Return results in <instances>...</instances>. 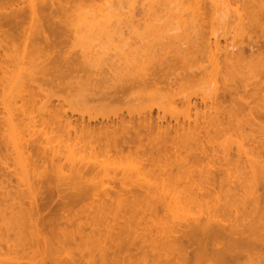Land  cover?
<instances>
[{
  "label": "bare ground",
  "instance_id": "obj_1",
  "mask_svg": "<svg viewBox=\"0 0 264 264\" xmlns=\"http://www.w3.org/2000/svg\"><path fill=\"white\" fill-rule=\"evenodd\" d=\"M163 1L29 0L25 6L24 0H0V72L12 73L9 71L10 66L12 68L9 54L16 49V31L25 22L33 23L29 26L34 28V38L38 41L41 39L43 43L32 49L37 52L33 54L38 59L30 57H35L39 62L37 68L34 66L35 71L31 68L29 79L25 77V98L20 106H14L15 111H8L9 115L5 111L6 115L0 116V119H5L4 123L9 121L18 129L25 127L29 130L25 126L29 123L26 120L32 122L31 132L29 130L27 135H19L17 140L14 136L17 143H10L16 146L26 167H30L25 172L30 171L35 181L30 184L27 194L20 193L17 199L11 197V202L6 206L0 203V224L9 209V219L13 220L20 231L19 236L26 241L27 247L21 248L18 254L32 251L49 255L40 264H233L243 253L252 252L255 264H262L263 257L256 254L255 249L264 243V204L262 194L257 193L259 188L255 180L264 177V0H196L197 9L193 13L187 11L195 22L193 26L188 28L185 18H180L179 15L185 11L180 14L176 12L175 15L180 18L179 31L184 45L180 42L171 43L173 35L163 33L158 39H163L160 47L158 41V45L154 43L157 38L153 41L155 48L151 51L155 56L146 59V64L144 61L150 55L147 53L149 48L154 47L153 43H150L152 47H147L148 43L145 47L130 45L127 50L128 66L132 70L126 77L117 70L112 72L114 79L109 78L113 81L111 86L109 84L112 81L106 83V78L110 77L107 74L106 78L103 77L106 80L103 82L109 86L107 88L104 85V89L98 88L101 85L96 80L100 78L96 77L99 73L97 75L91 67L99 85L87 79L85 86L88 88H85L86 92L83 91V96L80 93L82 98L79 100L86 109L99 107L105 111L115 106L118 109L116 114L113 112V116L106 113L85 118L79 113L74 117L73 114H67L62 103L51 104V100L47 101L56 92L53 88H46L48 82H54L55 87H65L66 76L76 74L89 59L84 62V56L81 55L82 59L76 53L68 55L60 47L69 34L84 27L81 26L83 22L80 25L75 23L74 27L67 25L72 21V16L77 14L76 11L83 9L84 17L90 15V18L97 19H92L98 22L95 21V25L86 19L92 24H86V30L89 27L99 31L97 34L102 31L105 35L117 34L118 23L114 26L109 24L111 19L109 23L105 19L108 13L98 17L101 12L96 14L97 8L100 11L111 9V16L113 13H126L131 23L125 31L128 35L139 36L153 24L160 26L156 22L165 17V10L163 7V15L155 6ZM231 2L242 3L247 8L250 25L241 28L242 39L238 45L231 43L221 46L216 33L218 27L216 31L208 30L210 33H206L205 27L208 26L207 19L220 4ZM105 11L108 12L107 9ZM79 13L76 18L80 20L83 17ZM173 14L170 13L171 16ZM125 31L121 29L119 37ZM91 52L87 54L92 56ZM40 53L42 55H38ZM94 55L98 56L97 52ZM24 56L23 59L29 57ZM41 57L44 59L41 60ZM13 58L18 60L15 56ZM24 60L28 62V58ZM139 61L142 65L143 61L145 66L140 65L142 69L137 73L139 64H136ZM209 67L211 72L208 71ZM110 69H107L108 72L112 71ZM102 73L101 76H104L105 73ZM207 76L214 86L199 101L172 91L176 86L198 85L197 80L206 81ZM2 80L0 78V87ZM209 81L206 83L209 84ZM87 82L91 84L90 87L86 85ZM47 102L44 111H40L42 113L38 111L37 114L34 110L35 119H22L29 118L30 108L38 106L42 109ZM4 109L7 110V106ZM178 115L194 120L187 125L178 121L174 124L165 121L163 124V119H178ZM9 124L12 130L14 127L11 128ZM246 128L249 130L248 135H245ZM232 133L243 137L237 141V149L233 154L235 157L227 153L225 159L245 160V169L248 171L239 173L235 181L226 185L213 172L208 173L209 177L205 179L194 178V172H198V176L201 174L195 168L196 163L215 159V153H210L208 146L218 137L227 139ZM12 138L11 141H14ZM1 144L0 165L4 163ZM104 181L113 185L105 186ZM8 186L12 185L0 167V196L3 202L10 195L5 189ZM222 190L232 197L241 198L245 194L242 209L234 210L231 220L229 216V220L208 217L204 224L196 220L185 222L184 228L172 229L168 235L158 236L166 252L158 256L152 244L149 249L146 248L149 232L145 231V227L137 226L147 223V220L155 221L159 217L158 210L167 209L171 202L185 203L187 207L193 203L199 204L208 197L216 200L210 203L214 209H219L223 206L221 199H218ZM85 227L90 230L86 232ZM219 240L231 242L225 247V244H218ZM136 241L144 244L136 245ZM88 245L95 246L96 254L87 248H79ZM59 251H64V255L59 256Z\"/></svg>",
  "mask_w": 264,
  "mask_h": 264
},
{
  "label": "rangeland",
  "instance_id": "obj_2",
  "mask_svg": "<svg viewBox=\"0 0 264 264\" xmlns=\"http://www.w3.org/2000/svg\"><path fill=\"white\" fill-rule=\"evenodd\" d=\"M136 1H139V0H136ZM164 1L162 2L163 4L160 2V5L155 6L158 9V12H161V14H163V15H164V10H165V15H164L165 17L162 18L161 21L156 22L157 25L159 24L160 26H156L155 24H153V26L149 27V30L146 33H144L143 35L141 34L139 36H135L134 34L128 35L127 31H125V30L129 29V26H130L129 24L131 23L129 16L127 14V16H128L127 17L126 13H122V14H114L113 13L114 16L113 15L111 16L112 12H110L111 9L109 10V8H106L108 12L105 11L106 9H101V11H100L99 8H97V11H96V14H99L101 12L100 13L101 15H99L98 17L102 16V14L108 13L109 18L107 16V18H105V19L108 23L110 21L109 19H111L109 24L114 26V24L116 25L118 23L117 24L118 25L117 31L118 30L120 31L121 29H122V31H125V34L123 36L119 37V35H120L118 33L119 31L117 32V34H114V35L112 33H110L111 35L110 34L105 35V34H103L104 32L102 33V31H100L101 33L97 34L99 31H97L96 29L93 30L89 27H87L88 30H86L85 27L88 26L86 24H91L90 23V21H91L95 25L94 22L97 19L92 18V17L90 18V15H88L89 18L86 16L84 17V14H82V13H84L83 9L76 11L75 13H77V14H75V15L73 14L75 17L72 16L73 24L71 23L72 21H70L68 24L67 23L66 24L67 25L71 24V26L70 25L69 26L74 27L76 24L80 25L83 22L81 25L82 27L84 26L82 28L83 30L80 28L78 32H74V33H72L73 32V30H72V32H71L72 34H69L67 36V38L60 45V47L62 48V51H65V53L68 55L69 54L75 55V53H76V55L78 57H80L81 55L84 56L83 57L84 59L81 56V58L84 60V62H86L88 57H89L88 62L91 65H89L87 62V63L83 64V67L81 68V70H79L76 74L72 73V74H69V76H66V78H65L66 86L65 87H63V86L61 88L55 87L54 82H51V83L48 82V85L45 84L46 88L47 87L53 88L56 91L55 96H53L52 99H49V100L47 99V101L51 100L52 103L49 102L51 104L62 103L63 108L66 110L67 114L68 115L73 114L74 117H77V114H79V113H81L85 118H87L89 116H98L99 117V116H101V114H106V113L107 114L109 113L110 116H113L114 111H115L114 113L116 114L118 108L115 106L110 107V109H105V111H103L104 109L101 110L99 107H97V109H92V108L90 109V107H88V109H86L87 107L83 106V103L79 99L82 98L83 91L86 92V89L88 88L85 86V82L87 79H89L87 81H90V83H93V82L95 83L98 81L102 85V87L100 85L98 88L104 89V86L109 87L113 84L112 80L114 79L113 78L114 75L112 74V72H116L115 70H117V72H119L123 77L128 76V73L132 70V68H129V66H128L129 65V63H128L129 62V59H128L129 58V54H128L129 52L127 50H128V48H130L129 47L130 45L132 46V44H133V46L134 45H138V46L141 45L144 47H145V44H146V46L149 44L147 47H152V46H154V43H155V45H158V42H159V47H160V42H163V39H162V41L161 40L158 41V39H159V37H161V34H163V33L173 35L174 39L172 37V39L170 41L171 43L172 42H174V43L184 42V39L181 35V31H179V30H181L180 26H179V21H178L179 17L178 16L175 17L176 12L177 13L179 12V14H180V12L183 13V11H185L183 14H180L179 16H181L180 18L183 20L185 18L186 24H187L188 28H190V26H193V24H195V22L190 19V17H191L190 13H193V10L195 11L197 9L198 4H197L196 0H193V2H192V0H190V1L184 0L183 2H180V0H179V2H177L178 4L176 3V1H178V0H167V1H169V3H167V1L166 2H164ZM170 1L173 3L171 4ZM28 2H29V0H24V5L26 6L28 4ZM222 2L223 1H221V3ZM164 3L166 5V7H165ZM241 4L242 3H233V2L228 3L227 5H225V3L220 4V6L217 7V10L214 11L215 14H214V12H212L211 16H209V18L207 19V25L208 26L205 27V30L207 31L206 33H210V32H208V30L216 31L217 27H218V30L216 31V33L218 34L219 45L223 46L225 44H231V43H235L238 45V42L241 41V39H242L241 38V28L242 27L245 28V26L250 25V22L248 19L249 13L247 12L248 10H246L247 8L243 7ZM194 5L196 7H194ZM183 6H184V8H183ZM163 7H164V10H163ZM177 7H178V9H177ZM187 7H188V9H187ZM170 8H171V10L172 9L173 10L172 11L169 10ZM181 8H183V9H181ZM174 9H175V12H173ZM220 9L222 10V12H220L221 11ZM162 10H163V13H162ZM86 11H87V9H86ZM86 11H85V15H86ZM187 11L188 12L190 11V13L188 14ZM78 12H80L79 16L82 15L81 17H83V18H80V20H79V18H76V15H78ZM109 12H110V14H109ZM170 13L173 14L174 16L173 15L171 16ZM186 13H187V15H185ZM217 17H218V19H217ZM223 17H224V19H223ZM84 18H85V20H84ZM119 18H121L122 21H121V19L119 20ZM180 18H179V20H180ZM77 19L79 20V22ZM82 19H83V21H82ZM86 19H89L90 21H88V20L86 21ZM92 19H96V20L92 21ZM125 19H126V21H125ZM220 19H221V21H220ZM117 20H119V22H117ZM190 20L193 22H191ZM177 21H178V23H177ZM84 22H86V23H84ZM102 23L105 24V22H102ZM152 23H154V21H152ZM152 23L149 22V24H151V25H152ZM218 23H219V26H218ZM32 24L33 23L30 21L25 22L24 26L22 28H19L16 31L17 32V39H16V43H15L16 49L14 48L16 51V52L15 51L14 52L16 54H14V52H12L13 54L12 53L9 54L10 58H12L11 62H13V64H12L9 61L10 64L12 65V68L10 66V69H12V70L9 69V71H11L12 73L10 74V72H7L5 74L3 72L2 73L0 72L1 73L0 74L1 80L3 78L2 84L0 87V102H1V104H0V113H1L0 116L6 115L5 111L8 113V111L11 112L15 107L17 108L18 106H20V104L22 103V99H24L25 95H26V90H27V85H26L27 82L26 81H27V79H29L28 77L31 75V73H30L31 68H33L32 69V71H33L35 68L34 66H36V68L38 66L37 63L39 61L37 60L38 61L37 62L35 59V57L37 55H34L37 52L32 51V49H36L38 46H41L42 41H41V39H39V41H38V40H36V38H34V35H35V34L33 35L34 28L33 27L31 28L29 26ZM161 24H162V26H161ZM180 24H181V21H180ZM127 25H129V26H127ZM119 26H120V29L118 28ZM178 26H179V28H178ZM215 26H216V29H215ZM84 28H85V30H84ZM72 29H74V28H72ZM89 29H91V31ZM92 30H93V32H92ZM104 36H106V37H104ZM156 38H157V40H156ZM155 40H156V42L158 41L157 44H156V42L153 43V41H155ZM141 43L142 44L144 43V45H142ZM150 43L151 44L153 43L152 46H150ZM42 45H43V43H42ZM162 45L168 46L171 44H168V45L162 44ZM182 45H184V43H182ZM153 48H155V46L152 48H149L150 51L147 54H150V55H147V58H145V60L148 58L149 59L152 58V56H155L154 52H152ZM101 49H102V52H101ZM29 50H31V51H29ZM81 50H84L85 53L82 52ZM90 50L92 51L91 52L92 56H93V54H96V52H97L98 56L97 55H96L97 57L95 55L94 56L96 58L100 59V61L98 59H96L94 56L93 57L95 60L93 61V57L90 56L91 54L90 55L87 54V53H90ZM94 50H96V51H94ZM27 51H29V52H27ZM113 51H114V53H113ZM33 52H34V54H33ZM79 52L80 53L82 52V54L78 55ZM25 53H26V55H29V57L26 56ZM65 53H63V54H65ZM84 54H86V56ZM38 55H42V54L40 53ZM12 56L17 57L18 60H16V58H13ZM23 56L25 58H28V62L32 59L33 60L35 59V60L34 61L32 60L31 62L28 63L26 60H24L25 58L24 59L22 58ZM30 56H32V57L35 56V57L32 58ZM85 57H87V58H85ZM90 57L92 58V61H91ZM30 58H32V59H30ZM126 58L128 59V61ZM43 59L44 58L41 57V60H43ZM85 59H86V61H85ZM123 59H125V61ZM102 60H103V62H102ZM114 60H116V61H114ZM95 61H99L98 64L95 63ZM100 62L102 63V65ZM125 62H127V63H125ZM144 62L146 64L147 60ZM144 62L142 61L143 65L140 64L141 63L140 61L136 64V65L139 64L137 66L138 68H136L137 70L135 69L137 71V73L139 72L138 70L142 69V68H140V65H141V67L145 66ZM14 63H15V65H14ZM99 63H100V65H99ZM95 64H97L96 65L97 68H96ZM136 65H135V67H136ZM100 66L102 69L100 68ZM13 67L16 69H13ZM91 67L95 70V72H97V75L99 73L98 76H96V73L93 71V69ZM98 67L100 70L98 69ZM109 68H111L109 70V71L112 70L111 72H108L107 69H109ZM14 71H16V72H14ZM100 71H101V73H102V71H103V73H105L104 76H101ZM208 71L211 72V68L208 69ZM260 71L261 70H259V73H260ZM8 74L11 75L13 78L11 76L9 77ZM107 74L110 75V77H107L108 76ZM19 75H20V77H22V79L20 77H18ZM94 75L96 77H100V78H97L96 79L97 81H96L94 78L95 77ZM25 77H27V79ZM68 77H72V78H68ZM101 77H102V80H100ZM103 77H105V78L107 77L106 78L107 81L104 80L105 78L103 79ZM5 78H7V80ZM11 78H12V80H10ZM109 78L112 80H110ZM206 78H207L206 81L210 80V78L208 76ZM23 79H25V81ZM20 80H22L24 82H22V81L20 82ZM3 81H4V83H3ZM13 81H15V82L13 83ZM103 81H106V83L108 82V84L110 81H112V82L108 86V84H106ZM206 81H198L197 80L198 85H195L194 83H192L189 86H181V87L176 86L173 88L172 91L175 93H178L179 95H184V96L188 97L189 99H192L193 101L194 100L199 101L200 97L204 96L214 86L212 80L209 81V84L206 83ZM22 83H24V84H22ZM97 83H96V85H97ZM99 83H98V85H99ZM15 84H18V85L16 86ZM86 85L87 86L89 85V87L91 86V84H89L88 82ZM78 86H80V87H78ZM83 87H84V89H83ZM77 90H78L79 94H78ZM10 92L13 94V96H11L12 94ZM80 93L82 94V96ZM78 96H81V97H78ZM77 99H78V101H77ZM56 100H58V101H56ZM63 100H65V102H63ZM74 100H76V101H74ZM45 101H46V99H45ZM2 103H4L7 106V110L4 109L6 106ZM47 104H48V102L46 104H43L44 106L39 105V106H43L42 107L43 110L41 109V107H38V106L34 107L33 109L30 108L29 118L26 117V118H22V119H35V117H37V116H35V114L33 113L34 110H35V113L37 111V114L42 113ZM151 104L155 105V102H152ZM3 106H4V108H2ZM11 106H12V109H11ZM37 107L39 110L36 109ZM15 109H14V111H15ZM38 111H39V113H38ZM40 111H42V112H40ZM10 112L8 113V115L10 114ZM20 118L21 117H19V119ZM193 120L194 119H187V117H185V116L178 115V119H169V118L163 119V121H164L163 124H165L166 122L174 124L175 121H178L181 124L187 125V124H191V122H193ZM4 121H5V119H0V122H1L0 141L2 140V144L1 143L0 144L2 145L1 146V152L3 153L1 155V157H2V161L4 162L3 164L0 165V167H2L3 172H5V174L7 175V178L9 179V181L12 185V186H8L7 188H5L6 190H8L10 192V195L8 197H6L7 201H5V202L1 201V196H0V203H2L4 206H6L7 204H9L11 202V199H10L11 197H14L17 199L18 194H20V193H21V195L27 194L29 191L28 188H29L30 184H32L33 181H35V177L32 176L30 171L25 172V170L29 166L26 167L27 165L25 164L23 159L17 153L16 146L12 145V143H14V142L17 143V141H15V138L17 140L19 135H21V136L23 134L27 135V132L29 130L31 132V130H32L31 120H29V121L26 120V122H29V123L25 122L26 123L25 126L27 127V129L29 128V130H26L24 126H20V127H24L25 130L23 128L18 129L17 127H14L12 124H9V121H7L6 123H4ZM8 124L11 125V128L14 127L13 128L14 130L13 129L10 130L9 129L10 126H8ZM28 125H30V126H28ZM17 130H18V132L19 131L20 132L19 133L14 132ZM246 131H245L246 132L245 135L246 134L248 135V133H249L248 128H246ZM15 133H16L17 137H16ZM9 134H11V135H9ZM235 134H237V133H235ZM235 134L234 135H233V133L229 134L226 137L227 139H224V137H218L217 139H215L212 142V145L208 146L209 152L215 153V159L206 160V162H203V163L202 162L196 163L195 168H198L201 171V174H200V176H198V172H194V178L200 177L201 179H205L206 177H209L208 173L213 172L218 177V179L221 180L222 183H224L226 185L228 183H232L233 181H235V179L239 173H243L245 171H248L247 169H245V165H244L245 160L242 161V160L238 159V161H236V159H230V160L225 159V156L227 153H229L232 158L235 157V156H233V154H235V151L237 149V146H236L237 141L243 137L242 134H241L242 137H240V138H239L240 134H237V135H235ZM14 136H15V138H14ZM8 137L10 139H8ZM11 138L14 139V141H11ZM10 142H12V143H10ZM16 143H14V144H16ZM21 161H23L22 163H24V164H22ZM14 173H17V175H14ZM255 181L258 182L257 187L259 188V191L257 193L262 194V201L264 204V177H261L260 179H257ZM104 185L105 186H112L113 184L104 181ZM0 191H1V189H0ZM239 192H241V194H242V191H239ZM244 197H245L244 193L242 194V197L239 198V196L232 197L231 195H229V193H226L225 190H222L219 193L218 199H221L220 203H222L223 206L220 207L219 209H214L213 205L210 203V202H214L216 200L213 198H208V197H206V199L199 204L193 203V204L188 205L187 207H186L185 203L174 204L173 202H171L170 207H167V209L158 210L159 211V213H158L159 217L156 218L155 221L150 222L147 219H145V220H147L146 221L147 223L142 224L141 226H137V227L138 228H142V227L146 228L145 231L147 230V232H149V234L147 235L145 246L147 249H149V247H150L149 245L152 244L157 249V253H159L158 256H160L163 252H166V248L162 243L163 241H161V238L158 237L160 234H161V236L166 235V234L168 235L169 234L168 232L171 231L172 229L176 230L178 228L179 229L184 228L185 222L189 223L190 221H193V220H196L195 222H199L201 224H204L207 222L208 217H214V219L220 220V219H228V217L230 216L231 217L230 220H231L232 217L234 216V210H236V209L241 210L242 209ZM244 204L246 205V203H244ZM10 215H11L10 210L8 209L6 214L4 215L5 220L2 221L3 223L1 222L2 224H0V264H40V263H42V260H47L49 258V255L34 253L32 251L30 253L28 252L27 254H24V255L18 254L19 250L21 248L27 247V245H26V241L23 239V237L19 236L20 231L17 228L16 224L13 222V220L9 219ZM247 217L252 218L251 216H247ZM185 218H187L188 220H185ZM89 230H90L89 227H85L86 232H88ZM138 231H142V229H138ZM100 232H102V229H100ZM103 232H105V231H103ZM230 242L231 241H228V240H219L218 244H221V245L225 244V247H227V245ZM138 244L143 245L144 243L136 241V245H138ZM79 248H82V249L87 248L91 253L96 254V249H95V246H93V245L92 246L88 245L87 247L81 246ZM62 252H64V251H59V256L64 255V253H62ZM255 253L263 257V258H261V263L264 264V243L263 242H262V244L257 245V248L255 249ZM253 254L254 253H252V252L250 254L243 253L242 256L236 260V262L235 261L233 262V264H255V261H253V259H252Z\"/></svg>",
  "mask_w": 264,
  "mask_h": 264
}]
</instances>
